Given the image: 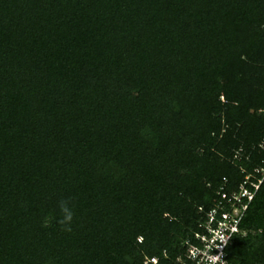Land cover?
Returning a JSON list of instances; mask_svg holds the SVG:
<instances>
[{
	"label": "trees",
	"instance_id": "1",
	"mask_svg": "<svg viewBox=\"0 0 264 264\" xmlns=\"http://www.w3.org/2000/svg\"><path fill=\"white\" fill-rule=\"evenodd\" d=\"M246 176L224 264H264V0H0V264H195Z\"/></svg>",
	"mask_w": 264,
	"mask_h": 264
},
{
	"label": "built area",
	"instance_id": "2",
	"mask_svg": "<svg viewBox=\"0 0 264 264\" xmlns=\"http://www.w3.org/2000/svg\"><path fill=\"white\" fill-rule=\"evenodd\" d=\"M261 178L256 182L250 181L246 176L244 181L240 186H238L236 191L225 193L221 192L219 197H213L209 201V207L206 209H199L203 213V217L197 223V230L193 232V242L188 240L183 241V245L186 246V257L193 260L190 257L189 252L192 249H200L201 258L203 254L208 251L209 248L213 247L210 243L213 234L221 229L223 225H227L224 229V234L226 236L233 235L239 232V222L241 216L246 209L248 202L252 199ZM231 229H235L232 232ZM230 240V238H229ZM228 240V242H229ZM223 246L221 249H212V254H219L223 252L222 259L225 258ZM151 261H155L153 258ZM194 261V260H193ZM197 264L196 261H194ZM144 264L147 260L143 261ZM224 264V261L222 262Z\"/></svg>",
	"mask_w": 264,
	"mask_h": 264
},
{
	"label": "clouds",
	"instance_id": "3",
	"mask_svg": "<svg viewBox=\"0 0 264 264\" xmlns=\"http://www.w3.org/2000/svg\"><path fill=\"white\" fill-rule=\"evenodd\" d=\"M59 209L61 212V218L58 220V223L62 226L63 231L71 232L72 231V221L74 218V209L67 199H61L59 201ZM227 228V225H223L221 229L217 230L213 236L210 243L214 245L209 248L207 252L203 254V258H201L200 249H192L189 252L191 258L197 262V264H222L223 260V252L221 251L219 254H212L211 250L221 249L223 246H226L231 235L226 236L224 234V229ZM232 232H235V229H231Z\"/></svg>",
	"mask_w": 264,
	"mask_h": 264
}]
</instances>
